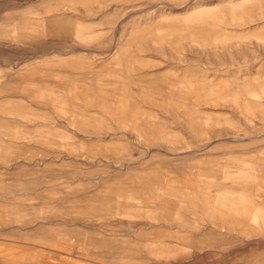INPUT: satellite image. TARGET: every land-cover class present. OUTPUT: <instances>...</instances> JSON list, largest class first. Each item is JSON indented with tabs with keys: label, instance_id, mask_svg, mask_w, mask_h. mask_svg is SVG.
<instances>
[{
	"label": "rangeland",
	"instance_id": "obj_1",
	"mask_svg": "<svg viewBox=\"0 0 264 264\" xmlns=\"http://www.w3.org/2000/svg\"><path fill=\"white\" fill-rule=\"evenodd\" d=\"M231 196L264 214V0H0V264H264Z\"/></svg>",
	"mask_w": 264,
	"mask_h": 264
},
{
	"label": "crops",
	"instance_id": "obj_2",
	"mask_svg": "<svg viewBox=\"0 0 264 264\" xmlns=\"http://www.w3.org/2000/svg\"><path fill=\"white\" fill-rule=\"evenodd\" d=\"M196 13H198V12H196ZM193 16H195V14H193ZM197 18L196 17L193 18L194 19L193 21H195V23H198ZM193 28L200 29L199 26H198V24L197 25L195 24L193 26ZM238 90L240 91V88L239 87H236V88L233 87V88H231V91H233V92H237ZM194 201H195V199H194ZM240 202L238 201L237 198H234V197L231 196L229 198L226 197V198H223V199L220 200V203L224 207H226L225 209H223L222 207H216V208H214L211 205V203L209 201H206V200L200 201V204L203 205V208H207V211L209 213H211L213 210H215V212L216 213H219L220 216L226 215V216H230L231 217V216H233V213L236 215V212H237L236 209L238 207H240L241 210H242V218L250 219V220H252V221L255 222L258 218L261 219L262 217H264V214L261 211V209H259V208L254 209L253 207H250V206H248L246 204H243L242 202L240 203ZM232 205L234 207H232ZM225 211L229 212V214H225L226 213ZM226 216H224L222 218H224V219L228 218Z\"/></svg>",
	"mask_w": 264,
	"mask_h": 264
},
{
	"label": "bare ground",
	"instance_id": "obj_3",
	"mask_svg": "<svg viewBox=\"0 0 264 264\" xmlns=\"http://www.w3.org/2000/svg\"><path fill=\"white\" fill-rule=\"evenodd\" d=\"M226 204H227V203H226ZM226 206H227V205H226ZM232 207H234V206L232 205ZM238 208H239V207H238ZM233 209H234V208H233ZM239 210H241V209H239ZM239 210H238V211H239ZM244 211H245V210H244ZM247 216H248V215H247Z\"/></svg>",
	"mask_w": 264,
	"mask_h": 264
}]
</instances>
